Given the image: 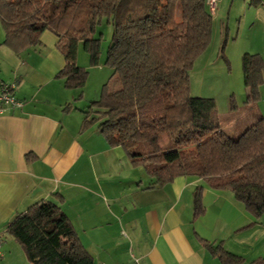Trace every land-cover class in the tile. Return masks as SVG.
<instances>
[{
	"label": "trees",
	"instance_id": "obj_1",
	"mask_svg": "<svg viewBox=\"0 0 264 264\" xmlns=\"http://www.w3.org/2000/svg\"><path fill=\"white\" fill-rule=\"evenodd\" d=\"M103 20L111 26L105 63L112 72L83 110L82 128L95 124L107 145L120 146L133 166H141L150 186L198 176L231 192L256 220L264 216V116L232 137L220 127L213 99L188 90L192 63L211 37L205 0H0L6 45L24 50L40 44L42 31L52 32L64 59L58 75L65 87L77 89V100L87 79L76 63L77 42L97 66L100 38L92 35ZM261 60L258 54L241 56L248 102L259 98ZM199 191L194 215L203 210ZM58 209L50 201L33 204L8 224V232L30 264H94ZM212 250L223 264L243 260L220 245ZM250 264H264V256Z\"/></svg>",
	"mask_w": 264,
	"mask_h": 264
},
{
	"label": "crops",
	"instance_id": "obj_2",
	"mask_svg": "<svg viewBox=\"0 0 264 264\" xmlns=\"http://www.w3.org/2000/svg\"><path fill=\"white\" fill-rule=\"evenodd\" d=\"M247 1L246 8L264 10V0ZM3 33L0 21V81L14 84L22 107L0 115L1 264H30L8 224L41 201L66 215L94 264H223L216 245L241 264L264 256V216L256 220L231 192L194 175L150 186L95 124L82 128L86 106L77 107V89L58 75L64 59L52 32L20 51ZM198 187L203 210L194 215Z\"/></svg>",
	"mask_w": 264,
	"mask_h": 264
},
{
	"label": "rangeland",
	"instance_id": "obj_3",
	"mask_svg": "<svg viewBox=\"0 0 264 264\" xmlns=\"http://www.w3.org/2000/svg\"><path fill=\"white\" fill-rule=\"evenodd\" d=\"M247 6V0H215L210 42L193 61L188 75L190 94L213 99L220 114V127L232 137L264 116V70L258 86L259 98L253 102L245 100L242 54H258L264 63V10L258 12ZM110 28L103 20L94 29L92 36L100 38L97 66L91 64L82 40L77 42L76 63L87 72L83 96L77 101L80 109L100 96L102 85L111 75L112 68L105 63Z\"/></svg>",
	"mask_w": 264,
	"mask_h": 264
},
{
	"label": "built area",
	"instance_id": "obj_4",
	"mask_svg": "<svg viewBox=\"0 0 264 264\" xmlns=\"http://www.w3.org/2000/svg\"><path fill=\"white\" fill-rule=\"evenodd\" d=\"M209 12L212 14L215 7V0H205ZM14 84L5 83L0 81V115L14 108L22 107V101L15 97ZM0 250H1V239H0ZM2 259V251H0V264ZM131 264H140L136 258H131ZM104 264V263H100Z\"/></svg>",
	"mask_w": 264,
	"mask_h": 264
}]
</instances>
